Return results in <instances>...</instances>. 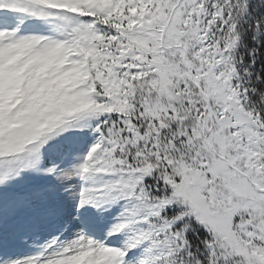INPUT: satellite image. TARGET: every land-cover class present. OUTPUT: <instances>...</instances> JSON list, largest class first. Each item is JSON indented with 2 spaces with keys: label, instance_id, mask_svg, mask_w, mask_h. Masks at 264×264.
I'll list each match as a JSON object with an SVG mask.
<instances>
[{
  "label": "snow or ice",
  "instance_id": "snow-or-ice-1",
  "mask_svg": "<svg viewBox=\"0 0 264 264\" xmlns=\"http://www.w3.org/2000/svg\"><path fill=\"white\" fill-rule=\"evenodd\" d=\"M0 264H264V0H0Z\"/></svg>",
  "mask_w": 264,
  "mask_h": 264
}]
</instances>
